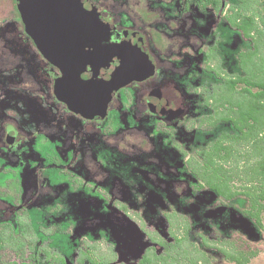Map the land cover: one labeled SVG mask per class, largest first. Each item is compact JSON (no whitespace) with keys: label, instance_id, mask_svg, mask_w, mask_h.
Wrapping results in <instances>:
<instances>
[{"label":"rangeland","instance_id":"374dc122","mask_svg":"<svg viewBox=\"0 0 264 264\" xmlns=\"http://www.w3.org/2000/svg\"><path fill=\"white\" fill-rule=\"evenodd\" d=\"M216 1L217 7L208 0L135 1L137 17L147 4L162 12L155 14L169 22L163 29L174 48L156 82L132 90L147 94L152 88L153 94L162 96L161 86L167 81L172 113L164 116L154 106L134 100L118 104L123 108L106 125V135L99 123L82 124L88 138L84 135L79 141L75 157L69 147L62 158L53 156L61 170L87 184L88 196L70 194L65 183H50L43 173V157L35 149L37 145L53 159L43 133L39 141L33 138L35 121L51 112L59 119L68 114L53 100L41 99L34 103L35 109L31 102H22L25 114L16 120L20 133L32 138L0 152L12 168L7 170L11 178L0 181V221L14 218L22 207L42 210L49 227H62L59 232L68 239L70 250L66 255L43 246L52 255L65 257L67 264H139L145 255L153 261L163 257L162 264H237L241 253L246 256L244 264H264V208L258 226L246 215L250 201L243 195L253 189L264 192V101L256 98L261 87L224 86L225 81L244 76L264 83V0ZM244 17L252 21L250 38L234 25ZM90 43L87 40L82 48ZM47 78L42 74L41 81ZM42 84L47 92L46 81ZM258 100L259 112L255 110L259 105H254ZM19 101H4L0 111H12ZM242 111L256 117L248 122L253 133L247 139L223 141L228 156L220 160L225 152L217 155L215 142L223 134H236L228 117H238ZM72 120L76 125L78 120L68 122ZM197 135L202 137L195 140ZM53 137L47 136L54 141ZM205 153L227 171L230 188L238 194L235 200L219 199L192 171L203 168ZM260 203L264 206V199ZM175 238L179 243L168 253L161 243L174 244ZM61 244L60 239L57 245ZM2 246L0 264H33L27 247Z\"/></svg>","mask_w":264,"mask_h":264},{"label":"flooded vegetation","instance_id":"af4514ba","mask_svg":"<svg viewBox=\"0 0 264 264\" xmlns=\"http://www.w3.org/2000/svg\"><path fill=\"white\" fill-rule=\"evenodd\" d=\"M80 1L83 4L92 6L94 16L90 18L91 28L93 29L90 35L96 40H91L90 45L86 44L87 47L83 48L84 50L82 49L83 57L74 60V68L80 72L77 75L76 72H64L45 58L36 42L27 32L18 0H0V106L1 103L10 100V98L19 99L18 103H21L11 108L13 110L10 112L1 110L6 115L0 116V152L7 153L9 148L16 147L20 142L32 138V135L27 136L24 133H20L18 121L16 120L18 116L25 114L23 109H21V107L24 108V103L22 102H31L33 109H35L34 105L41 99L43 101L53 100L68 115L60 116L63 119L61 120L58 115L51 112L43 116L42 119L39 118L38 120H41L40 123L38 120L35 121L37 125L33 138L39 141V136L43 133L44 139L50 141L45 146H47L46 149L52 151L53 157L51 159L46 156L37 145L35 146V149L39 151L45 162L44 176L52 184L65 183L70 194L79 192L88 196L91 193V189L87 184L73 178L72 174L61 170L59 166L55 165L54 163L57 161L55 160L56 158L54 159L53 154H56V157L60 155L58 158H62L61 155L69 147V151H72L71 156L74 155L75 157L77 149H79L77 147L79 141L83 139L84 135L88 138L86 131L80 129L82 124L93 125L99 123L100 127L104 126L101 134L106 135V125L109 123L111 125L110 121L112 118H117L120 115V109L123 108L122 105H118L120 103L130 102L131 104L136 100L137 103L142 102V106L145 105L148 108L154 106L157 110L156 112L162 113L164 116L172 113V108L168 104L169 86L167 81L164 83L165 85L167 84L166 86H161L160 94L162 96L153 94L151 91H154V89L152 88L147 91V94L142 90H139V92L134 91L138 85L156 82L159 69L164 66L166 61L164 59L173 53L172 48L174 47L170 45L168 33L163 29V25L165 23L168 25L169 22L155 14L159 10H153L150 4H147L144 13L137 17L134 9L136 0ZM9 6L10 8H8ZM161 10L163 9L161 8ZM95 44H97V47H94ZM124 45L127 46L124 47ZM127 51H134L133 60L137 59V52L143 53L153 66L154 74L148 78L134 79L125 87L113 91L104 111L105 113L92 114V116L87 117L74 111L68 103L60 100L57 94V85L60 80L67 78L66 80L71 84V81L74 80L78 82L81 76L85 81L91 80L102 87L104 81L113 76L123 66ZM170 62H166V65H169ZM42 74L43 77H48L42 80L47 83V92L41 81ZM63 89L66 92V96H68L67 88L64 86ZM170 91H172V88ZM70 97L73 98L72 95ZM174 99L172 96L171 102ZM11 103L13 104V102ZM71 118L79 122L77 121L76 125H72L71 123L74 120L68 122ZM47 136H50V138L55 136L53 137L54 141L47 138ZM196 139H199V135L195 137ZM74 141H77L75 146L73 145ZM100 143L104 145V141H100ZM59 147L63 152L62 154H60L61 151L57 152ZM8 168L12 170L6 159L0 158V181L11 178V174L7 173ZM122 211L126 213L125 209H122ZM30 212L35 215L37 230H54L51 235L48 234L50 237L45 241L41 240L36 233L31 234L35 230L29 215ZM14 214L15 217L10 220L0 221V248L3 247V244H25L30 250L31 241L28 240L35 239L37 246H43V244L51 246L58 234L61 238L63 237L62 233L59 232L62 227H54V224V228L52 229V226L50 228L46 223L47 215L42 210L22 207L20 212L18 210ZM0 215L2 216L1 211ZM67 215L72 217L71 214L67 213ZM65 237L68 236L66 235ZM10 238H12V241ZM32 256H35L33 251ZM30 262L32 263V260Z\"/></svg>","mask_w":264,"mask_h":264},{"label":"water","instance_id":"95a60500","mask_svg":"<svg viewBox=\"0 0 264 264\" xmlns=\"http://www.w3.org/2000/svg\"><path fill=\"white\" fill-rule=\"evenodd\" d=\"M20 11L27 32L31 35L45 58L64 72H80L74 68V60L83 57L82 46L92 37L91 20L94 16L91 5L80 0H19ZM100 40V39H99ZM127 45H124L126 47ZM127 51L123 66L103 86L91 80L71 81L63 78L57 85L60 100L84 116L103 114L111 93L125 87L134 79L152 76L154 70L143 53L133 60L134 51ZM136 55V53H135ZM67 88L68 96L64 91ZM70 95H72L71 98Z\"/></svg>","mask_w":264,"mask_h":264},{"label":"trees","instance_id":"16d2710c","mask_svg":"<svg viewBox=\"0 0 264 264\" xmlns=\"http://www.w3.org/2000/svg\"><path fill=\"white\" fill-rule=\"evenodd\" d=\"M208 3H214L215 6L217 7V1L216 0H208ZM237 22H234V25L236 27V29L240 30L242 32V34L244 35L245 38H250L251 37V33H250V28L252 26V21L250 19H247L246 17H244V19H242V23L240 22V19H236ZM248 56H250L248 54ZM237 83H246L249 86H259L261 87V92L258 93V95L256 96L257 99H262V101H264V83H257L254 82L252 79L250 80L247 77H240L238 78L237 81H225L224 86L226 87V89H235V86ZM246 90V89H245ZM248 92V90H246ZM260 100H258L257 102H254V105L257 104L259 106L255 107V110L257 112H259L260 110ZM253 108V107H252ZM233 112V111H232ZM212 115V114H211ZM209 115V116H211ZM251 120L256 119V117H254L253 115L250 114V112L248 111H242L239 113L238 117H235V115L233 114L232 116L228 117V122L231 123L233 129L236 131V134L234 135H230V134H223L222 135V139H218L215 142V148H216V154L220 155L221 150L223 149L225 152V155H222L219 159L220 160H225V157L228 156V147L224 146V142L228 139H232V140H242V139H247L250 137V135H252L253 132H251L250 130L252 129V126H250L248 124ZM259 119V118H258ZM257 119V121H258ZM245 128H247L245 131ZM247 132V133H246ZM202 135H199V138H201ZM206 155V161L204 162L203 168L201 170H192L194 172V174L200 179V181L202 183H204V186H207L209 189H211L213 191V193L216 194V196L219 197V199H222L223 201H232L235 200L237 197V192L232 191L228 182V178H227V171L224 169V167L220 164V162L218 160H215L213 157H211L210 155L208 156L207 153H205ZM263 170V175H264V168H262ZM199 188L201 189L202 186L200 185ZM204 188V187H203ZM249 190V189H248ZM256 190V189H255ZM254 189L251 191H245L244 192V196L248 197V200L250 201V209L246 211V215L254 220L256 222V224L258 226H261V221H260V210H262L264 208V206L260 203L262 198L261 193L263 190L260 189V193L258 194ZM264 195V194H263ZM30 218L32 220V225L34 226V230L35 232H31V234L36 233L37 236L45 241L46 239H48V231L44 230V229H40L37 230V226H35V215L33 212H30ZM27 231V230H26ZM27 233H29V231H27ZM60 236L59 234L57 235L56 239L54 240V242L51 244L50 249H55L56 251H59L62 254H68L69 253V247H68V239L62 237L61 241L62 244L61 245H57L59 240H60ZM10 240L12 241V238H10ZM35 239L32 240H28L31 241L29 248L30 250H32L35 253V256H32L31 260L32 263H36V264H42V263H46L47 260L51 261V264H67L66 260L64 257H59L58 255H52L49 252V248L45 247V246H37L36 242L34 241ZM179 243V240L175 238V243L174 244H168V243H161V245L165 248V251H169L172 248H175L176 245ZM12 246H17L18 249L19 248H26L27 245L23 244V245H12ZM48 246V245H47ZM169 253V252H168ZM245 256L244 253H241V256H239L238 258H236L237 260V264H244L245 259H242ZM60 258V259H59ZM165 259L163 257H156V260L153 261L151 260L150 257H148L147 255H145L142 260L140 261L139 264H162V261H164ZM88 264H91L90 261Z\"/></svg>","mask_w":264,"mask_h":264}]
</instances>
